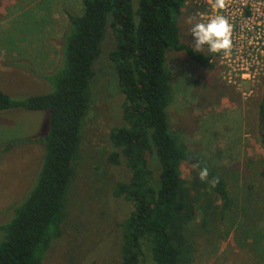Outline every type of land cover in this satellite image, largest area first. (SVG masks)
I'll list each match as a JSON object with an SVG mask.
<instances>
[{"label": "rangeland", "instance_id": "rangeland-1", "mask_svg": "<svg viewBox=\"0 0 264 264\" xmlns=\"http://www.w3.org/2000/svg\"><path fill=\"white\" fill-rule=\"evenodd\" d=\"M80 8L79 0H0V92L19 99L52 90L36 74L53 70L66 15ZM204 9L201 0H186L176 24L180 41L210 55L212 67L167 51L172 98L166 113L170 132L224 180L230 206L221 208L199 170L180 165V178L197 200L187 223L190 264H264V134L257 119L264 93V21H246L232 9L227 21L224 11H211L200 21ZM101 45L64 194L61 234L41 264L119 262L118 225L131 205L111 194L113 182L126 179L127 172L121 162L113 168L105 161L108 130L120 124L121 96L107 59L110 38ZM46 116V111H0V225L36 182ZM138 264H150L145 251Z\"/></svg>", "mask_w": 264, "mask_h": 264}, {"label": "trees", "instance_id": "trees-1", "mask_svg": "<svg viewBox=\"0 0 264 264\" xmlns=\"http://www.w3.org/2000/svg\"><path fill=\"white\" fill-rule=\"evenodd\" d=\"M79 1L80 12L66 15L53 70L36 74L52 90L19 99L0 92V111L47 113L36 182L11 219L0 225V264H41L50 242L61 234L64 194L73 178L93 66L105 37L110 38L107 59L121 96L120 124L108 130L111 148L105 161L113 168L121 162L126 169V179H116L111 194L131 205L118 225V264H138L144 251L150 264H190L187 223L197 200L180 178V165L200 171L222 209L230 199L220 175L169 130L172 77L165 53L183 52L204 68L212 67L210 55L180 41L176 22L186 0ZM257 119L263 135L264 93ZM261 142L264 158V137Z\"/></svg>", "mask_w": 264, "mask_h": 264}, {"label": "built area", "instance_id": "built-area-1", "mask_svg": "<svg viewBox=\"0 0 264 264\" xmlns=\"http://www.w3.org/2000/svg\"><path fill=\"white\" fill-rule=\"evenodd\" d=\"M202 6H205L206 13H198V18L201 21V16H206L211 11H224L225 21L227 17L232 18L235 12L237 16L242 17L244 20L260 24L264 21V13L261 10L264 8V0H201ZM232 9V13H227ZM231 11V10H230ZM216 52V50H214Z\"/></svg>", "mask_w": 264, "mask_h": 264}]
</instances>
